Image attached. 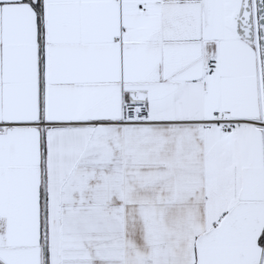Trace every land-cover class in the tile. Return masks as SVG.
<instances>
[{
  "label": "snow or ice",
  "instance_id": "obj_1",
  "mask_svg": "<svg viewBox=\"0 0 264 264\" xmlns=\"http://www.w3.org/2000/svg\"><path fill=\"white\" fill-rule=\"evenodd\" d=\"M0 264H264V0H0Z\"/></svg>",
  "mask_w": 264,
  "mask_h": 264
}]
</instances>
